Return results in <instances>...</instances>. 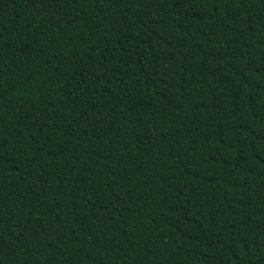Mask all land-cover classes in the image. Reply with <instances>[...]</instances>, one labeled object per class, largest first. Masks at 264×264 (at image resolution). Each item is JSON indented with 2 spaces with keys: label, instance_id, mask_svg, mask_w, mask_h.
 Instances as JSON below:
<instances>
[{
  "label": "trees",
  "instance_id": "16d2710c",
  "mask_svg": "<svg viewBox=\"0 0 264 264\" xmlns=\"http://www.w3.org/2000/svg\"><path fill=\"white\" fill-rule=\"evenodd\" d=\"M0 264H264V0H0Z\"/></svg>",
  "mask_w": 264,
  "mask_h": 264
}]
</instances>
